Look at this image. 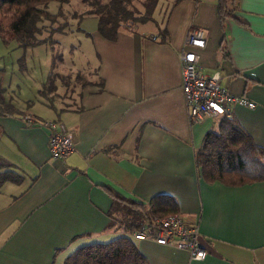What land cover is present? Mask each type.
Wrapping results in <instances>:
<instances>
[{"label": "crops", "instance_id": "0c3cea01", "mask_svg": "<svg viewBox=\"0 0 264 264\" xmlns=\"http://www.w3.org/2000/svg\"><path fill=\"white\" fill-rule=\"evenodd\" d=\"M174 2L159 0L157 24L128 21L115 41L91 19L86 30L100 80L83 84L66 108L24 110L1 92L10 110L0 108V155L23 179L0 186V264H64L79 246L117 235L108 227L113 199L106 187L138 201L172 195L181 215L199 221L204 259L136 240L149 264H264V181L228 185L201 176L195 149L222 115L191 119L180 55L188 30L203 28L202 71H218L229 92L256 103L235 104L228 115L264 147V0H234V16L223 22L219 0ZM30 115L62 121L74 152L53 158L50 130L29 124Z\"/></svg>", "mask_w": 264, "mask_h": 264}, {"label": "trees", "instance_id": "16d2710c", "mask_svg": "<svg viewBox=\"0 0 264 264\" xmlns=\"http://www.w3.org/2000/svg\"><path fill=\"white\" fill-rule=\"evenodd\" d=\"M51 1L68 3L70 0H0V37L3 43L8 45L16 40L24 48L43 43L45 39L37 36L41 29L39 22L43 19L56 21L58 16L46 8ZM82 1L90 6L85 14L96 17L98 32L112 41L118 38L120 30L130 20L157 24L154 13L159 0ZM233 1L219 0L218 12L222 22L228 16H234L231 12L235 5ZM161 32L166 37L167 30ZM85 33L91 35L88 31ZM49 87L50 90L55 88L52 81ZM34 121L43 120L35 116ZM3 158L0 155V186L7 181L21 182L23 176ZM195 162L201 176L208 182L243 185L264 181V147L258 145L248 131L228 114L219 117L217 129L206 132L202 144L195 149ZM106 189L113 199L107 212L110 218L108 227H115L119 233L109 240L79 246L65 257L64 264H149L133 233L151 225L155 215L180 213L178 200L161 193L148 201H138L110 187Z\"/></svg>", "mask_w": 264, "mask_h": 264}, {"label": "rangeland", "instance_id": "374dc122", "mask_svg": "<svg viewBox=\"0 0 264 264\" xmlns=\"http://www.w3.org/2000/svg\"><path fill=\"white\" fill-rule=\"evenodd\" d=\"M89 7L82 0L49 2L46 8L58 16L56 21L39 22L37 36L45 41L38 46L24 48L16 40L6 45L0 37V108L10 110L1 92L8 100L13 97L24 110L33 104L42 111L46 110L44 106L66 108L85 82H99L98 56L90 46V35L85 33L91 19L97 21L85 14ZM88 16L92 18H85Z\"/></svg>", "mask_w": 264, "mask_h": 264}, {"label": "built area", "instance_id": "2783aa9c", "mask_svg": "<svg viewBox=\"0 0 264 264\" xmlns=\"http://www.w3.org/2000/svg\"><path fill=\"white\" fill-rule=\"evenodd\" d=\"M205 45V30L191 27L185 38V47L180 53L182 89L191 119L201 121L207 116L228 114L230 107L235 104L255 107L254 101L229 92L223 86L218 71L210 75L202 71L198 50ZM26 121L29 124L37 122L32 117H28ZM41 124L50 130L49 150L53 158L65 160L74 152L73 133L62 121L46 120ZM133 235L138 240L154 239L159 244H171L185 249L193 259H204L207 256L200 237L199 221L191 220L181 213L155 215L151 225Z\"/></svg>", "mask_w": 264, "mask_h": 264}, {"label": "bare ground", "instance_id": "6f19581e", "mask_svg": "<svg viewBox=\"0 0 264 264\" xmlns=\"http://www.w3.org/2000/svg\"><path fill=\"white\" fill-rule=\"evenodd\" d=\"M41 90V89H40ZM42 94V93H41ZM7 110V109H6ZM3 114H4V112H3ZM57 115V114H56ZM60 115V114H59ZM4 159V158H3ZM5 161V160H4Z\"/></svg>", "mask_w": 264, "mask_h": 264}]
</instances>
